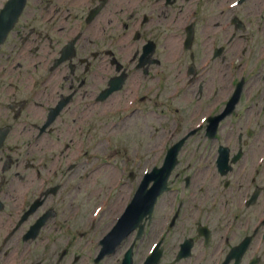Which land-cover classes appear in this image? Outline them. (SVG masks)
Instances as JSON below:
<instances>
[{"label": "flooded vegetation", "instance_id": "1", "mask_svg": "<svg viewBox=\"0 0 264 264\" xmlns=\"http://www.w3.org/2000/svg\"><path fill=\"white\" fill-rule=\"evenodd\" d=\"M111 86L103 103L164 109V153L189 136L140 236L93 264H264V0H26L0 45V264L56 239L78 171L51 154Z\"/></svg>", "mask_w": 264, "mask_h": 264}, {"label": "rangeland", "instance_id": "2", "mask_svg": "<svg viewBox=\"0 0 264 264\" xmlns=\"http://www.w3.org/2000/svg\"><path fill=\"white\" fill-rule=\"evenodd\" d=\"M111 104L113 103L93 110L91 132L83 131L74 137L75 144H69L67 148L62 146L53 153L55 156L60 155L62 160L75 154L79 163L75 170L79 172L74 178L66 173L61 179V182L66 180L63 187L49 200L50 206L61 214L56 239L53 242L46 240L44 243H33L32 255L25 264H71L74 254H80L76 264H88L94 255L93 243L99 238L100 230L121 214H116L117 210L129 203L131 195L139 185L138 181H141L143 171L155 163L154 155L157 156L161 148L151 149L161 145L169 136L170 119L164 109L158 103L154 106L153 103L146 102L142 105L145 106V115L136 112L122 126L114 120L122 113L117 111L114 115L113 106L123 104ZM77 143L83 147L82 150L73 148ZM97 157L99 161L96 160ZM106 159L114 161L115 164L99 165L108 164ZM106 168L117 172L114 183L106 175ZM120 168L122 169L119 170ZM93 171L100 174L92 178ZM60 173L64 174V170ZM130 173L135 175L133 181L129 179ZM99 209L103 214L102 223L93 224V214ZM76 211L80 214L74 220L73 214ZM153 224L154 219L151 226ZM73 234L77 236L73 237ZM65 242L71 243L70 252L60 262L58 250Z\"/></svg>", "mask_w": 264, "mask_h": 264}, {"label": "bare ground", "instance_id": "3", "mask_svg": "<svg viewBox=\"0 0 264 264\" xmlns=\"http://www.w3.org/2000/svg\"><path fill=\"white\" fill-rule=\"evenodd\" d=\"M25 2L26 0H21L20 2H18L16 5L19 6V11H22L23 10V7L25 5ZM109 129V128H107ZM108 136V135H107ZM106 136V137H107ZM138 137V136H137ZM139 138V137H138ZM138 144V143H137ZM139 145V144H138ZM38 151V149H37ZM32 153H36L35 149L32 150ZM105 171H107V176L108 178H110V180L114 183L117 179V172L112 170V169H109V168H106ZM98 174H100V172H96L93 174L92 178H95ZM162 187V186H161ZM152 199V195L151 196H147L146 193L145 194H142L140 196H136L135 198H133L132 202H131V209L133 210V208L135 206H137V201L141 202L143 206H146L149 201ZM135 204V205H134ZM134 218H133V224H134ZM99 223V222H98ZM108 230V227L107 225H105L101 230H100V237L101 238Z\"/></svg>", "mask_w": 264, "mask_h": 264}, {"label": "water", "instance_id": "4", "mask_svg": "<svg viewBox=\"0 0 264 264\" xmlns=\"http://www.w3.org/2000/svg\"><path fill=\"white\" fill-rule=\"evenodd\" d=\"M123 224H126V222L123 221L122 223H120V225L118 226V229H120L119 232H122L124 230V228H122L123 227Z\"/></svg>", "mask_w": 264, "mask_h": 264}]
</instances>
